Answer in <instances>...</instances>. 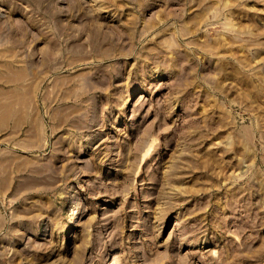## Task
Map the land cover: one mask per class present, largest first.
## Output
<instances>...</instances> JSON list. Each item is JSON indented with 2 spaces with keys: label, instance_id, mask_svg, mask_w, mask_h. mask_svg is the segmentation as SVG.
<instances>
[{
  "label": "rangeland",
  "instance_id": "obj_1",
  "mask_svg": "<svg viewBox=\"0 0 264 264\" xmlns=\"http://www.w3.org/2000/svg\"><path fill=\"white\" fill-rule=\"evenodd\" d=\"M264 264V0H0V264Z\"/></svg>",
  "mask_w": 264,
  "mask_h": 264
},
{
  "label": "bare ground",
  "instance_id": "obj_2",
  "mask_svg": "<svg viewBox=\"0 0 264 264\" xmlns=\"http://www.w3.org/2000/svg\"><path fill=\"white\" fill-rule=\"evenodd\" d=\"M112 253H113V254H112V256H111V258H112L111 264H118V263H117V260H116L117 255L115 254V252H112Z\"/></svg>",
  "mask_w": 264,
  "mask_h": 264
}]
</instances>
